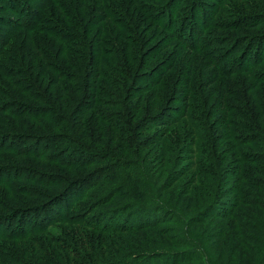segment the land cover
<instances>
[{"label":"trees","instance_id":"1","mask_svg":"<svg viewBox=\"0 0 264 264\" xmlns=\"http://www.w3.org/2000/svg\"><path fill=\"white\" fill-rule=\"evenodd\" d=\"M27 1L29 0H0L4 3L0 4V32L5 33V30L13 32L6 40L4 38L5 47L12 45L10 41L12 35L20 31L44 34L49 43L42 36L34 39L36 54L29 62L19 60L13 63L0 62V114L6 111L5 113L11 116L8 120L0 115V124L7 131L23 128L26 133L34 131L40 134L31 135L32 145L24 144L27 137L23 134V137L16 132L0 134L2 146L0 150L8 146L11 150L16 145L11 151L13 154H32L36 159L54 166L57 170L49 168L46 169L47 171L37 172L38 168H36L32 172L29 171L33 175L31 177L26 174L27 172L17 170L0 171V178L7 176L5 181H0L2 182L0 185L6 190V194H0V210L15 211L13 205L5 200L8 195L16 202L19 195L44 198L46 193L38 191L37 188L46 191L62 189L58 197L50 200L52 203L64 193L74 190L73 197H77L75 194L79 195L77 200L74 201L73 197H70L71 193L68 195L69 199H64L65 196L60 199L65 204L64 208L72 209L68 218L63 220L53 217L54 220H63L62 224L91 232L90 234L94 236L91 239L96 238L97 235L107 236L115 233L117 236H114L115 242L119 243L122 251L120 254H113L112 244H116L115 242L95 239L92 244H88V250L92 253L89 258L83 256L76 246L71 247L67 245L68 242L62 240L63 253L70 254L69 256L72 255L71 257L87 264H184L185 262L192 264L196 259L194 250L186 253L174 252L169 248H163L160 239L153 238L154 240L151 241L157 246L155 250L140 238L118 235L152 227L149 221L142 223L138 219L136 225L129 226L127 220L136 212L146 215V212H162L163 208L159 202L157 185L150 177L147 163L140 158L144 150V142L139 139L142 133L141 126L148 123L147 127H152L163 122H156L159 115L139 119L145 105L143 99H138L136 95L137 73L156 58L154 50L146 51L147 41L144 34L138 32V28L146 20L152 21L159 27L173 32V35L183 40L193 51H204L209 47L208 44L212 42V46L215 40H207L200 36V26L206 24V20L199 16L204 17L205 8L211 5L199 3L196 6L191 0H130L129 5L133 9L131 11L140 14L135 25L129 14L119 10L120 7L116 5L118 1L123 4L120 0H37L31 3L32 5ZM215 1L220 4L222 0ZM199 5L201 10L198 8ZM177 11L183 12L180 18H177ZM199 12L203 15H199ZM240 17V15L236 16L237 19ZM256 19L257 21L251 24L241 23L243 25L241 28L256 30L261 26L264 27V14L256 15ZM210 24L207 22V27H210ZM229 25L228 22L223 23L222 29L234 30ZM94 31L97 32L91 40ZM31 35H27L26 45L27 40L31 41ZM1 38L2 36L0 40ZM224 40L226 44L230 42L229 39ZM254 40L251 39L250 43L252 44ZM53 41L56 44H53ZM119 42H125L121 46L124 53L126 52L124 55H119L112 47ZM254 46L253 53L248 52L245 47L232 58L231 62L234 63L233 67L236 70H240L238 73H244L255 81L258 76L264 75V71L260 72V65L264 64L262 62L264 38ZM122 48L120 51L123 52ZM237 49V46H231L226 51L227 54L235 53ZM123 57L124 61H121ZM102 58L105 62H101ZM173 60L172 58L167 61L172 62L170 65H158L155 71L159 76L156 79L147 76L140 79L139 84L142 81L146 83L140 91L149 93L151 88L158 87L163 76L172 68ZM218 61L221 62L219 65L223 64V60ZM38 62L40 68H37L38 73H36L33 69H36ZM208 63L213 65L216 73H222L223 68L218 66L217 60ZM11 65H16L18 69ZM115 73L124 76L123 84L118 83L122 81L115 76ZM2 77L10 87L2 82ZM104 83L116 89L110 90ZM179 112L175 111V114L180 118L183 114L180 116ZM90 113L95 122L92 130L88 131L84 122ZM177 121L178 119L173 120L170 124H175ZM103 122L109 124L112 130L105 132V129L100 127ZM7 138H13L12 144L7 143L9 141ZM73 174L77 175V178L73 177ZM17 181H24L26 185L23 187L13 183ZM33 184L35 188L32 187ZM81 198L85 202L76 204L82 200ZM61 202L55 205H63ZM44 207L34 212L22 211L20 215L24 218L17 221L13 218L14 214L0 217V223L5 221L7 228H10V232H4L7 234L3 238L0 236V240H9L11 237L22 240L32 236L33 233H44L41 227H35L48 222L47 212L51 207L45 210ZM171 209L173 210H165L162 216L166 215L172 220L174 211L177 210ZM124 218L125 220L121 222ZM29 240L33 241L31 238ZM79 241L82 242L81 238ZM51 243H57V240L53 239ZM174 244L179 248L189 245L194 249L199 248L198 243L189 235L185 238L182 236L175 238ZM116 248L117 245H114L113 249ZM96 250H101L102 255L112 253L113 256L107 261L102 259L103 257L96 259L94 257ZM0 251L10 253L9 256L0 254V264L25 263L24 256L13 246L12 248L0 246ZM57 252L61 254V251ZM49 254L52 255L47 256L42 252L40 255L37 254L36 258L42 264L72 263L70 259L64 263L58 255H54L53 251Z\"/></svg>","mask_w":264,"mask_h":264},{"label":"rangeland","instance_id":"2","mask_svg":"<svg viewBox=\"0 0 264 264\" xmlns=\"http://www.w3.org/2000/svg\"><path fill=\"white\" fill-rule=\"evenodd\" d=\"M207 1L191 0V3L193 5L196 3V6L199 3L211 5V7L205 8L204 17L199 16L203 15L201 12L198 15L199 18L206 20V24L200 26V36L207 40H215L214 44L211 46L212 42H210L209 47L204 51H193L186 46L183 40L173 35V32L159 27L152 21L146 20L138 28V32L143 33L147 41L146 51L154 50L156 58L137 73L136 95L138 99H143L145 105L139 119H143L145 116L159 115L156 122L160 121L165 124L159 123L156 126L147 127L148 123H145L141 126L142 133L139 135V139L144 142V150L141 152L140 158L147 163L150 177L157 185L156 188L160 195L159 202L163 208L159 213L154 211L146 212V215L139 212L132 214L133 216L127 220L129 226L136 225L138 219L142 223L149 221L152 227L118 236L140 238L155 250H157L155 248L157 246L152 243L153 238L160 239L163 248H169L174 252L184 251L186 253V251L192 250L193 252L194 250L196 259L192 264H208V262L209 264H264V155H262L264 154V75L258 76L254 81L246 74L238 73L240 70H236L233 67L234 63L231 62L232 58L245 47L248 52L253 53L254 44L264 38L263 26L256 30L241 28L243 26L241 23H254L257 21L256 15L264 14V0H222L223 3L220 2L222 5L215 0H209L208 3ZM27 2L31 4L37 0ZM120 2L123 4H120L119 1L116 3L120 7L119 10L127 12L136 25L140 14L131 11L133 9L130 8V0H120ZM215 7L216 9H213ZM198 8L201 10V5ZM177 12V18H180L183 12ZM239 15L241 17L237 19L236 16ZM207 22L211 23L210 27H207ZM226 22L235 31L222 29L224 27L222 24ZM7 28L8 26H6ZM96 32L92 33L91 40L94 39ZM12 33L6 30L5 33L0 32V36H2L0 62L13 63L17 60L29 62L36 54L33 45L34 39L42 36L49 43L44 34L20 31L12 35L10 40L12 45H8L12 48L5 47L4 38L6 40L7 36H11ZM27 33L34 35H31L32 39L31 41L27 40L28 44L26 45ZM104 36L106 37V32ZM224 39H229L230 42L226 44ZM251 39H255L252 44L250 43ZM239 40L241 41L235 42ZM53 44L56 43L53 41ZM123 44L125 42H119L112 46L119 55L126 54L121 47ZM231 46H237L238 49L235 53L227 54L226 50ZM121 48L123 52L120 51ZM172 58L174 59L173 66L163 76L158 87L151 88L149 93L141 92L140 88H144L146 83L142 81L139 84L140 79L142 80L144 76L156 79L159 76V73L155 71L158 69V65H170L172 62L167 61ZM120 60L124 61V57ZM211 60H217L218 66L223 68L222 73H216L213 65H209L208 62ZM218 60H223V64L219 65L221 62ZM101 62H105V59L102 58ZM11 66L18 69L16 65ZM35 68L33 72L38 73L39 62ZM148 71L151 73H146ZM261 71H264V64L260 65ZM45 76L47 77V74ZM115 76L122 81L118 83L125 82L123 75L115 73ZM2 82L10 87L3 77ZM104 84L110 90L116 89V87ZM46 86L47 83L44 89ZM100 96L104 97L102 94ZM175 111H180V116L182 114L183 116L179 118ZM3 112L0 114L2 118L10 120L11 116L5 113L6 111ZM176 119L178 121L171 125L170 123ZM94 122L92 114L87 115L84 124L88 131L92 130ZM18 125L22 128L21 124L18 123ZM100 127L105 129V132L112 130L111 126L105 122L101 123ZM8 131L0 124V134L16 132L21 134V137L23 134L27 137L24 144L28 145H32L33 142L31 135L36 134L34 131L26 133L23 128L22 130L8 129ZM7 136L9 137V135ZM7 140H9L8 144H12L13 138H7ZM247 141L249 142L245 144ZM9 148L10 146L0 150V171H4V169H8L7 171L17 170L27 172L26 174L31 177L33 175L29 171L32 172L36 168H38L37 172L54 168V166L36 159L32 154H13L11 151L16 148V145L11 150ZM6 177H1L0 181H5ZM73 177L77 178V175L73 174ZM13 183L20 186L26 185L24 181ZM32 187L35 188V185L33 184ZM37 189L46 193L44 198H28L19 195L15 202L12 196L8 195L4 199L13 205L12 208L15 211L0 210V217L14 214L13 218L17 221L24 218L20 215L23 213L22 211L34 212L44 206V210L51 207L47 212L48 222L41 225L39 224L40 219L38 220L40 226H35L36 228L41 227L44 233H33L32 236L22 240L11 236H9L11 237L9 240H0L2 248H12V246L16 248L24 256V264H42L38 262L36 255L43 252L48 256L52 255L49 254L52 251L64 263L70 259L71 264H87V262H81L71 257L72 255L69 256L70 254L63 253L62 240L68 242L67 245L71 247L76 246L85 257L92 254L88 250V244H92L95 239L115 242V237H117L115 233H110L107 236L97 235L96 238L91 239L94 237L90 234L91 232L62 224L72 209L64 208L65 204L60 199L64 196V199H69L70 193L72 198L74 190L64 193L61 198L56 199L57 201L50 203V200L58 197V194L63 190L59 188L50 191L42 188ZM5 191L4 186L0 185V194ZM75 195L77 197H73L74 201L79 197L78 194ZM58 202L63 205H55ZM80 202L83 204L85 201L82 199L76 204ZM71 205L72 201L69 206L71 207ZM171 208L177 210V212L174 211L172 220L171 217L162 216L165 210L172 211ZM53 217L63 220H54ZM98 219L100 220V218ZM124 220L125 218L121 222ZM4 222L0 223L2 238L7 234L4 232H10L7 222ZM109 223L111 224V222ZM187 235L198 243L199 248L194 249L190 245L179 248L174 244L175 238L181 236L185 238ZM110 237L111 240H109ZM30 238L35 242L30 241ZM79 238L83 243L79 241ZM53 239L57 240V243L52 244L51 240ZM115 243L112 244L113 254H120L121 246L118 242ZM83 245L85 246L83 247ZM114 245H117L118 248L113 249ZM125 245L130 248L127 243ZM109 246L111 245L109 244ZM57 251H61V254L59 255ZM0 254L9 256L10 253L0 251ZM113 254L102 255L101 250H96L94 257L96 259L103 257L102 259L107 261Z\"/></svg>","mask_w":264,"mask_h":264}]
</instances>
